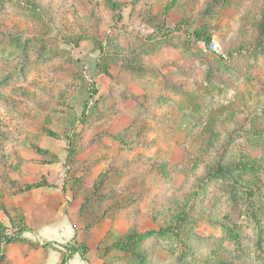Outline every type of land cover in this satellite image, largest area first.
<instances>
[{"label":"rangeland","instance_id":"obj_1","mask_svg":"<svg viewBox=\"0 0 264 264\" xmlns=\"http://www.w3.org/2000/svg\"><path fill=\"white\" fill-rule=\"evenodd\" d=\"M116 1L0 0V264H264V0Z\"/></svg>","mask_w":264,"mask_h":264},{"label":"trees","instance_id":"obj_2","mask_svg":"<svg viewBox=\"0 0 264 264\" xmlns=\"http://www.w3.org/2000/svg\"><path fill=\"white\" fill-rule=\"evenodd\" d=\"M177 1L178 0H170L165 6V12H169L170 10H172L175 7ZM111 6L114 9H117V7L119 5H118V2L116 0H111ZM195 35L199 39L203 38L202 34L200 32L195 33ZM19 40L20 39H17L15 36H13V37H10V39H8V41H5L4 43H5L6 47H10V44H13V45H15V46H17L19 48H22L24 53H25V55L27 56V44H28V40L29 39L26 40L22 44H18ZM205 41L207 43H209L211 41V36L207 37L205 39ZM38 152L40 154H47L49 151H47L45 149H42V148H39ZM47 162H51V161H47ZM248 167L249 166H244V167H241V168L247 169ZM251 168L253 170H256L259 173H262L263 176H264V168H260V167H257V166H254V167L252 166V167H250V170H251ZM225 170H226L225 168L219 167L217 172L220 173L222 176H225V172H226ZM48 185H49L48 181L44 178L40 182L33 183V184H28V185H25L24 187H20L18 189L19 190L18 192H28V191H31V190H34V189H38V188H42V187H45V186H48ZM99 186L100 185L98 183L95 184V187H94L95 192L98 190L97 188ZM248 193H249V196L253 195L251 190H249ZM95 195H97V193H95L94 196ZM5 213H6L7 217L9 218V221H10L11 225L15 228V232L14 233L16 234L15 236L7 237L6 242L9 243V242H11L13 240H16V239L22 240L24 238L20 237L19 234L24 233V232H32L33 231L32 227L27 223V219H26V217L23 214H19V213L12 214V213H10L8 211H5ZM184 222H185V219L182 218V217H179L178 220H177V223L175 225H170V226H167L165 228H160V229H152V230L146 231L144 233L136 232L135 235L132 237V239L128 242V244H129V246L130 245L138 246L141 241H144L145 239L150 238V237H169V238H171V236L172 237H180L181 226H182V224ZM0 226H3V225L0 224ZM228 231H229V234H230V239L233 240L234 242H238L239 234L236 233L233 230H228ZM64 247H65L66 251L70 250V254H67L66 251L62 250L61 251V262L59 264H67L68 259L72 255H74L75 253L78 252V249H76V248L72 249V247H69L68 245H65ZM118 247H120V246H118ZM261 256L264 258V255H261ZM5 258H6V250L3 251V252H1V250H0V262L4 261ZM83 259H85L84 255H83ZM145 261H146V258L144 256L139 255L138 263L139 264H145L144 263Z\"/></svg>","mask_w":264,"mask_h":264},{"label":"crops","instance_id":"obj_3","mask_svg":"<svg viewBox=\"0 0 264 264\" xmlns=\"http://www.w3.org/2000/svg\"><path fill=\"white\" fill-rule=\"evenodd\" d=\"M65 226V231H61V226ZM26 238L33 242H38V239H45L47 241L51 240L52 242L57 243H65L66 240H71L76 236V231L72 226L67 225V221L65 218L52 221L51 224L45 228L37 227L35 232H24L23 233ZM66 244V243H65ZM48 257L54 258L53 264L60 263L61 260V253L55 249L50 250V252L47 254ZM46 264V260L42 262V264ZM68 264H86V262L82 259V257L79 254H75L70 260L68 261Z\"/></svg>","mask_w":264,"mask_h":264}]
</instances>
